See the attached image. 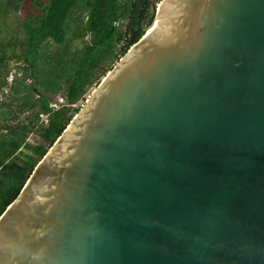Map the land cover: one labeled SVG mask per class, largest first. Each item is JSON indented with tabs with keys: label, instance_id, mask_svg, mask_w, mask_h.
<instances>
[{
	"label": "water",
	"instance_id": "obj_1",
	"mask_svg": "<svg viewBox=\"0 0 264 264\" xmlns=\"http://www.w3.org/2000/svg\"><path fill=\"white\" fill-rule=\"evenodd\" d=\"M153 9L0 216V264H264V0Z\"/></svg>",
	"mask_w": 264,
	"mask_h": 264
},
{
	"label": "trees",
	"instance_id": "obj_2",
	"mask_svg": "<svg viewBox=\"0 0 264 264\" xmlns=\"http://www.w3.org/2000/svg\"><path fill=\"white\" fill-rule=\"evenodd\" d=\"M11 1L22 15L0 29V216L80 110L71 104L144 35L161 0Z\"/></svg>",
	"mask_w": 264,
	"mask_h": 264
},
{
	"label": "rangeland",
	"instance_id": "obj_3",
	"mask_svg": "<svg viewBox=\"0 0 264 264\" xmlns=\"http://www.w3.org/2000/svg\"><path fill=\"white\" fill-rule=\"evenodd\" d=\"M4 2V4L6 5V12H5V18L0 17V29L7 26L8 29L11 28H17V20L21 17L22 15V10H18L15 7L13 8V2H9L10 0H2ZM4 38L1 34H0V39ZM15 47L19 48V45H13ZM13 46H7L6 49L9 51V53H11L12 51V47ZM12 77H10V81H11ZM98 84H95L93 87L90 88V90L88 91V93L85 96V99H81V101H79L76 104H71L74 107H80L84 104V102L88 99V97L91 95V93L93 92V90L96 88ZM63 97L60 96L59 100L62 101ZM61 105L58 103L56 105L57 108H59ZM47 116H45L46 118ZM30 142H36L37 141V135L36 134H31L29 139Z\"/></svg>",
	"mask_w": 264,
	"mask_h": 264
},
{
	"label": "clouds",
	"instance_id": "obj_4",
	"mask_svg": "<svg viewBox=\"0 0 264 264\" xmlns=\"http://www.w3.org/2000/svg\"><path fill=\"white\" fill-rule=\"evenodd\" d=\"M64 103H65V100H64V101H60V100H59V104H60L61 106L64 105ZM61 106H60V107H61Z\"/></svg>",
	"mask_w": 264,
	"mask_h": 264
},
{
	"label": "built area",
	"instance_id": "obj_5",
	"mask_svg": "<svg viewBox=\"0 0 264 264\" xmlns=\"http://www.w3.org/2000/svg\"><path fill=\"white\" fill-rule=\"evenodd\" d=\"M62 101H64V98L62 99Z\"/></svg>",
	"mask_w": 264,
	"mask_h": 264
},
{
	"label": "bare ground",
	"instance_id": "obj_6",
	"mask_svg": "<svg viewBox=\"0 0 264 264\" xmlns=\"http://www.w3.org/2000/svg\"><path fill=\"white\" fill-rule=\"evenodd\" d=\"M158 18V17H157Z\"/></svg>",
	"mask_w": 264,
	"mask_h": 264
}]
</instances>
